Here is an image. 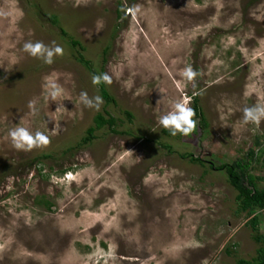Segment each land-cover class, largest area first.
<instances>
[{
  "label": "rangeland",
  "instance_id": "rangeland-1",
  "mask_svg": "<svg viewBox=\"0 0 264 264\" xmlns=\"http://www.w3.org/2000/svg\"><path fill=\"white\" fill-rule=\"evenodd\" d=\"M26 41L64 53L45 64L23 51ZM187 66L197 73L191 82L180 76ZM101 73L112 78L103 84L114 102L92 83ZM46 84L62 89L61 107ZM81 92L102 97L99 110ZM195 95L205 120L194 118L187 137L171 135L158 117L181 98L193 108ZM256 103H264V0H0V264L252 259L260 244L238 191L211 164L253 149L260 160L250 173L264 178V121L242 122ZM99 113L116 118V131L106 125L82 143ZM17 126L51 143L17 150L8 137ZM260 222L264 233V213Z\"/></svg>",
  "mask_w": 264,
  "mask_h": 264
},
{
  "label": "clouds",
  "instance_id": "clouds-1",
  "mask_svg": "<svg viewBox=\"0 0 264 264\" xmlns=\"http://www.w3.org/2000/svg\"><path fill=\"white\" fill-rule=\"evenodd\" d=\"M139 11L138 7L129 9V13L134 15ZM23 51L30 56L43 60L45 64H52L54 57L63 55L64 49L53 42V46L45 45L42 41H26L23 45ZM197 73L191 66H187L181 70L180 76L186 81L191 82L196 77ZM92 83L99 85L100 83L111 84L112 78L108 73L93 74ZM48 97L52 101L62 105V89L55 84L45 85ZM80 102L85 107L96 108L99 110L103 99L100 96L89 97L87 92L80 93ZM35 101L28 102V108L32 115H36ZM196 113L190 106L189 101L185 98L174 101L170 109L158 117V123L165 129L169 130L171 135L181 134L185 137L194 133L197 129V120L194 119ZM52 120V119H51ZM54 121V120H52ZM264 121V103H256L251 106H245L242 109V122L244 124H254L259 126ZM55 126L51 129L52 135H56L61 130V125L58 120H55ZM8 137L11 140L13 147L17 150L31 151L34 148L46 147L51 143L49 135L37 130L35 133L29 131L28 128L17 126L8 131Z\"/></svg>",
  "mask_w": 264,
  "mask_h": 264
},
{
  "label": "trees",
  "instance_id": "trees-1",
  "mask_svg": "<svg viewBox=\"0 0 264 264\" xmlns=\"http://www.w3.org/2000/svg\"><path fill=\"white\" fill-rule=\"evenodd\" d=\"M49 19L53 23H58V16L52 15ZM73 45H80L77 40H71ZM82 47V46H81ZM83 48V47H82ZM82 61L89 65V61L86 60L83 54H79ZM103 97L107 102H114V98L109 94L103 83L99 84ZM193 109L195 110L196 119L200 121L205 120V116L201 105L199 104V98L197 95L193 96ZM108 125L111 131H116V118L109 114H97L95 117V125L87 129V136L82 140V143L88 144L95 138V131ZM193 157V154H188ZM194 160H200L199 158H192ZM259 153L253 149L249 150L246 157L237 159L231 163H222L220 165L211 164L216 170L225 171L227 173L229 182L238 191L237 200L239 202V211L246 212L249 218V224L252 225L254 240L260 244L257 248L256 256L252 259L238 258L237 264H264V233L260 231V214L264 213V188L259 186V181L264 180L262 176H258L250 173V169L253 167V163L259 162ZM48 207H51V203L48 200H44Z\"/></svg>",
  "mask_w": 264,
  "mask_h": 264
}]
</instances>
